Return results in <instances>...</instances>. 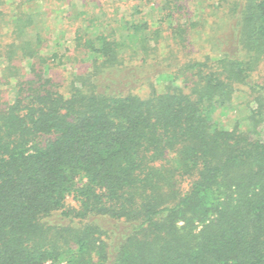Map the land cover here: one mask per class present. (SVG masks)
<instances>
[{
    "label": "trees",
    "instance_id": "obj_1",
    "mask_svg": "<svg viewBox=\"0 0 264 264\" xmlns=\"http://www.w3.org/2000/svg\"><path fill=\"white\" fill-rule=\"evenodd\" d=\"M51 1L0 0V264H264V0Z\"/></svg>",
    "mask_w": 264,
    "mask_h": 264
},
{
    "label": "rangeland",
    "instance_id": "obj_2",
    "mask_svg": "<svg viewBox=\"0 0 264 264\" xmlns=\"http://www.w3.org/2000/svg\"><path fill=\"white\" fill-rule=\"evenodd\" d=\"M101 1H104V0H90L89 2V5L91 7H93L96 3L98 2H101ZM41 9L42 10H53L54 9V12H52L50 14V21H51V24L53 27H57V24H58V20L60 18H63V16H65L66 14H68L67 12H69L71 10V8H74L76 7L77 9L81 7V2H74V1H71L70 0H53L51 2H44L41 4ZM58 14V18H57V15ZM63 23H66L67 22V19H63L62 20ZM61 23V22H60ZM66 39H67V43H69V41L71 40V35L70 34H67L66 35ZM1 88H3L2 86H0ZM233 114L230 113V112H227L225 114H223L220 109H218L215 114H214V119H217V120H222L224 122H227L229 120H231L233 118ZM262 130L264 131V125L262 126ZM56 264H62V263H56Z\"/></svg>",
    "mask_w": 264,
    "mask_h": 264
}]
</instances>
